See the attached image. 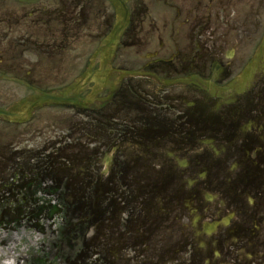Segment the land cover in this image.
Segmentation results:
<instances>
[{"label":"flooded vegetation","instance_id":"obj_1","mask_svg":"<svg viewBox=\"0 0 264 264\" xmlns=\"http://www.w3.org/2000/svg\"><path fill=\"white\" fill-rule=\"evenodd\" d=\"M122 1L90 110L0 121V231L48 240L27 264H264V70L231 85L264 0ZM116 20L110 0H0V107L97 74Z\"/></svg>","mask_w":264,"mask_h":264},{"label":"water","instance_id":"obj_2","mask_svg":"<svg viewBox=\"0 0 264 264\" xmlns=\"http://www.w3.org/2000/svg\"><path fill=\"white\" fill-rule=\"evenodd\" d=\"M68 93L59 92L56 94H40L27 100H23L15 104L10 110H0V117L9 118L18 122H22L23 118L29 116L30 113L37 107L45 103H65L69 100Z\"/></svg>","mask_w":264,"mask_h":264},{"label":"rangeland","instance_id":"obj_3","mask_svg":"<svg viewBox=\"0 0 264 264\" xmlns=\"http://www.w3.org/2000/svg\"><path fill=\"white\" fill-rule=\"evenodd\" d=\"M17 228V227H16ZM15 228V230H16ZM14 232H9L5 235L0 231V253L2 252L3 254L10 255V259H16L18 254H22L23 250H25L24 242L26 239H24V236L22 235L23 230L22 229H17L16 234L14 235ZM45 242H48L45 238ZM28 252V250H27ZM5 258L1 257L0 261H3ZM11 264H16L11 262Z\"/></svg>","mask_w":264,"mask_h":264}]
</instances>
